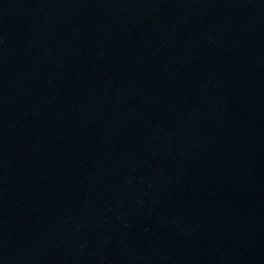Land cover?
<instances>
[{"label": "water", "instance_id": "obj_1", "mask_svg": "<svg viewBox=\"0 0 264 264\" xmlns=\"http://www.w3.org/2000/svg\"><path fill=\"white\" fill-rule=\"evenodd\" d=\"M0 264H264V0H0Z\"/></svg>", "mask_w": 264, "mask_h": 264}]
</instances>
